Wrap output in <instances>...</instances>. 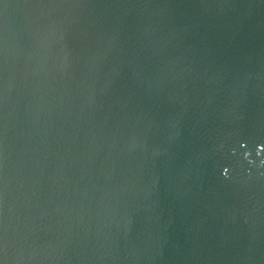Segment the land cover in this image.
I'll return each instance as SVG.
<instances>
[{"label": "water", "instance_id": "1", "mask_svg": "<svg viewBox=\"0 0 264 264\" xmlns=\"http://www.w3.org/2000/svg\"><path fill=\"white\" fill-rule=\"evenodd\" d=\"M0 264H264V0H0Z\"/></svg>", "mask_w": 264, "mask_h": 264}]
</instances>
